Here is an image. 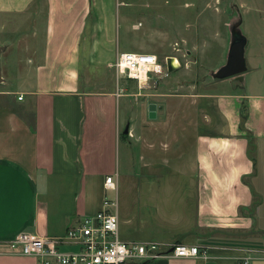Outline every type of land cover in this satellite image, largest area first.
Wrapping results in <instances>:
<instances>
[{"label": "crops", "instance_id": "0c3cea01", "mask_svg": "<svg viewBox=\"0 0 264 264\" xmlns=\"http://www.w3.org/2000/svg\"><path fill=\"white\" fill-rule=\"evenodd\" d=\"M114 12V0H0V32L13 26L5 38L13 40L0 43L3 51L10 46L19 51L15 69L3 74L1 67L0 264H40L34 256L15 252L9 241L21 232L61 236L101 208L122 124L129 129L127 137L139 132L150 148L142 166L148 170L137 174L145 180L141 219L149 221L146 211L154 208L156 226L135 242L201 249L197 256L128 264H264V91L252 85L250 91L246 85L238 90L233 84V90L198 94L207 102L205 124L211 127L216 120L220 128L193 135L191 171H152L161 126L165 137L160 144L173 153L174 144L198 130V124L190 109L192 128H181L185 118L170 108L174 96L164 93L155 102L159 124L148 120L149 107L142 114L125 111L119 119L124 89L113 86L108 73L119 52ZM178 178L190 182L144 188L149 180L158 186V180Z\"/></svg>", "mask_w": 264, "mask_h": 264}, {"label": "rangeland", "instance_id": "374dc122", "mask_svg": "<svg viewBox=\"0 0 264 264\" xmlns=\"http://www.w3.org/2000/svg\"><path fill=\"white\" fill-rule=\"evenodd\" d=\"M114 2V27L118 34L119 52H152L157 54L163 63L169 56H175L179 61L178 66L170 71L168 76L150 80L144 88H139L135 79L119 78L114 68H110V71L108 69L109 76H113V86L118 85L124 89L118 102L119 119L124 116L125 111L146 113L149 105L163 96L161 93L176 98H169V106L178 113V118H185L181 122L183 124L181 128L184 124L185 126L189 124L192 128L188 112L190 109L194 110L198 130L189 132L187 137L180 139L179 144L175 143L172 153L162 142L160 144V140H164L165 137L161 126L158 145L151 150V154L158 159L151 166L152 171L175 172L177 167L183 171H191L194 161L193 135L208 128L213 131L220 128L216 120L211 127L205 124L203 113L207 102L198 94L233 90V84L238 90L242 89L240 85H246V90L250 91L252 85V89L264 91V0H114ZM26 26L29 29L31 22ZM11 29L13 26L9 24L0 32V42L10 37L8 35L11 34ZM235 29L247 37L245 48L247 70L231 77L216 79L213 73L226 62ZM18 58L19 51L16 46H10L1 52L3 74L9 67L10 71L15 69L14 65ZM171 117L175 122V116ZM137 118L140 119V116ZM148 120L159 124L156 118L149 116ZM176 123L179 125L178 120ZM125 128L123 124L119 127L113 159L115 162L113 173L118 178V192L104 189L103 193L104 197L108 198L118 196L121 239L130 242L143 241L156 226L154 208L152 211H146L150 216L149 221L141 219V209L145 208L140 190L143 188L141 183L145 180L137 174L148 170L142 166L145 162L143 156L147 155L150 148L146 147L143 139H139V132L134 137H127ZM177 150L179 155H176ZM154 181L149 180L150 183L144 188L157 187V190H161L190 182L189 178L162 179L158 180L160 183L157 186L153 184ZM72 200L73 196L68 199L65 206L70 208ZM149 204L151 206L152 202L149 201ZM153 204L157 206L156 200Z\"/></svg>", "mask_w": 264, "mask_h": 264}, {"label": "built area", "instance_id": "2783aa9c", "mask_svg": "<svg viewBox=\"0 0 264 264\" xmlns=\"http://www.w3.org/2000/svg\"><path fill=\"white\" fill-rule=\"evenodd\" d=\"M110 67L115 69L118 77L135 79L139 88L170 73L167 59L163 63L152 52L120 51ZM118 187V178L114 174L105 176L106 191L118 192ZM9 245L21 255L36 257L40 264H128L130 261L142 262L167 256L189 257L201 253L199 245L195 244L165 245L153 240L130 242L121 239L117 195L115 198L105 196L97 212L84 216L61 236L21 232L9 241ZM62 245H76L78 249L64 250Z\"/></svg>", "mask_w": 264, "mask_h": 264}, {"label": "water", "instance_id": "95a60500", "mask_svg": "<svg viewBox=\"0 0 264 264\" xmlns=\"http://www.w3.org/2000/svg\"><path fill=\"white\" fill-rule=\"evenodd\" d=\"M246 45L247 37L242 34L239 30L235 29L233 31V39L229 46L227 60L213 73V77L216 79H223L245 72L247 70V62L245 55ZM4 49L5 47L0 44V55ZM174 58L177 59L175 56H169L167 58V66L169 71H173L178 66H174ZM3 80L4 78L2 76L0 63V82H2ZM156 108L157 105L155 103H151L149 105V116L151 118L156 117ZM126 132H129L128 128H126Z\"/></svg>", "mask_w": 264, "mask_h": 264}, {"label": "bare ground", "instance_id": "6f19581e", "mask_svg": "<svg viewBox=\"0 0 264 264\" xmlns=\"http://www.w3.org/2000/svg\"><path fill=\"white\" fill-rule=\"evenodd\" d=\"M173 62H174V66H177L179 64V61L175 58H174Z\"/></svg>", "mask_w": 264, "mask_h": 264}]
</instances>
